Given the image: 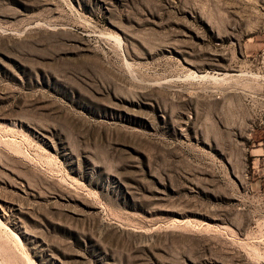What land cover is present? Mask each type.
Listing matches in <instances>:
<instances>
[{
	"label": "rangeland",
	"instance_id": "374dc122",
	"mask_svg": "<svg viewBox=\"0 0 264 264\" xmlns=\"http://www.w3.org/2000/svg\"><path fill=\"white\" fill-rule=\"evenodd\" d=\"M0 264H264V0H0Z\"/></svg>",
	"mask_w": 264,
	"mask_h": 264
}]
</instances>
